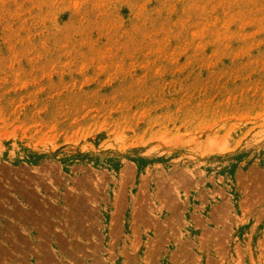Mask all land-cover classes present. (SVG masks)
I'll use <instances>...</instances> for the list:
<instances>
[{
	"label": "rangeland",
	"instance_id": "1",
	"mask_svg": "<svg viewBox=\"0 0 264 264\" xmlns=\"http://www.w3.org/2000/svg\"><path fill=\"white\" fill-rule=\"evenodd\" d=\"M0 264H264V0H0Z\"/></svg>",
	"mask_w": 264,
	"mask_h": 264
}]
</instances>
